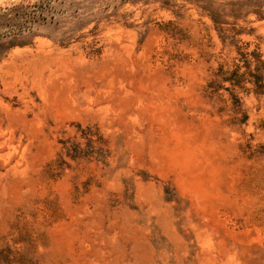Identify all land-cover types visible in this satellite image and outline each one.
Segmentation results:
<instances>
[{"label":"rangeland","instance_id":"rangeland-1","mask_svg":"<svg viewBox=\"0 0 264 264\" xmlns=\"http://www.w3.org/2000/svg\"><path fill=\"white\" fill-rule=\"evenodd\" d=\"M0 264H264V0H0Z\"/></svg>","mask_w":264,"mask_h":264}]
</instances>
